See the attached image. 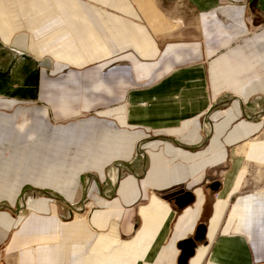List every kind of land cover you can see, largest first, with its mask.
Here are the masks:
<instances>
[{"label": "crops", "instance_id": "1", "mask_svg": "<svg viewBox=\"0 0 264 264\" xmlns=\"http://www.w3.org/2000/svg\"><path fill=\"white\" fill-rule=\"evenodd\" d=\"M262 108L256 0H0V264H264Z\"/></svg>", "mask_w": 264, "mask_h": 264}, {"label": "rangeland", "instance_id": "2", "mask_svg": "<svg viewBox=\"0 0 264 264\" xmlns=\"http://www.w3.org/2000/svg\"><path fill=\"white\" fill-rule=\"evenodd\" d=\"M33 103H29V102H24V101H21V102H16L15 103V107L16 106H18V107H29V106H31ZM35 104L36 105H40V103H38V102H35ZM248 106H250V105H248ZM12 109V108H11ZM10 110V109H9ZM51 122L53 123V124H56L57 122H56V120H52L51 119ZM200 123H201V128H202V130H203V132L205 131H207V123H206V121H203V119H201V121H200ZM262 123H264V122H262ZM112 166L113 165H111V166H109L106 170H105V174L109 171V170H111V168H112ZM249 178H250V183L248 184V187H246V189H244L243 190V192H248V191H251V190H253V189H256V188H260V187H263L264 188V168H260V167H253V168H251V170H250V172H249ZM106 182H108L107 181V177H106ZM113 193V192H112ZM112 193H110L109 195H111ZM39 196H44V195H42V194H31V193H25L24 194V198H27V197H34V198H36V197H39ZM213 196V195H212ZM79 192H77V195L75 196V198H74V203L77 201V200H79ZM55 205H59V202H56V201H54L53 202ZM76 205L78 204V203H75Z\"/></svg>", "mask_w": 264, "mask_h": 264}, {"label": "water", "instance_id": "3", "mask_svg": "<svg viewBox=\"0 0 264 264\" xmlns=\"http://www.w3.org/2000/svg\"><path fill=\"white\" fill-rule=\"evenodd\" d=\"M256 1L260 9L264 11L263 0H256ZM262 112H263V109H262ZM259 117H260V114L255 115L254 117H251V120L259 121L260 120ZM192 199L193 197L190 192L183 191L181 194L176 195L174 197V202L178 208H182L185 205L189 204L192 201ZM203 233H204V227L202 225H199L193 238H187L183 240L182 242H180L178 246L184 248L185 250L192 251L193 247L195 246V241L200 240L203 237Z\"/></svg>", "mask_w": 264, "mask_h": 264}, {"label": "built area", "instance_id": "4", "mask_svg": "<svg viewBox=\"0 0 264 264\" xmlns=\"http://www.w3.org/2000/svg\"><path fill=\"white\" fill-rule=\"evenodd\" d=\"M263 5H264V0H263ZM262 109H263V112L261 110L262 113L260 112V117H259L260 119L264 116V108H262ZM122 168H123L122 164H117L115 166H112L111 170H109L106 173V177H107L108 182H106V181L104 182V184L106 185V190H105V192H103V194L105 196H108L110 193H112V189L114 188L117 180L122 178V176L126 173L125 171L122 170ZM111 175H114V179L111 178Z\"/></svg>", "mask_w": 264, "mask_h": 264}, {"label": "bare ground", "instance_id": "5", "mask_svg": "<svg viewBox=\"0 0 264 264\" xmlns=\"http://www.w3.org/2000/svg\"><path fill=\"white\" fill-rule=\"evenodd\" d=\"M263 117H264V116H263ZM263 117H262V118H263ZM262 118H261V119H262ZM111 178L114 179V175H111Z\"/></svg>", "mask_w": 264, "mask_h": 264}]
</instances>
